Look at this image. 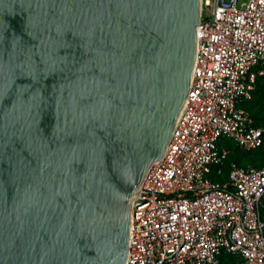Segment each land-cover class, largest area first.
Instances as JSON below:
<instances>
[{
	"label": "water",
	"instance_id": "95a60500",
	"mask_svg": "<svg viewBox=\"0 0 264 264\" xmlns=\"http://www.w3.org/2000/svg\"><path fill=\"white\" fill-rule=\"evenodd\" d=\"M199 18L200 0H0V264H126Z\"/></svg>",
	"mask_w": 264,
	"mask_h": 264
},
{
	"label": "built area",
	"instance_id": "2783aa9c",
	"mask_svg": "<svg viewBox=\"0 0 264 264\" xmlns=\"http://www.w3.org/2000/svg\"><path fill=\"white\" fill-rule=\"evenodd\" d=\"M264 76V0H200L188 94L163 156L132 202L126 264H222V254L264 264V165L232 161L264 142V126L237 106Z\"/></svg>",
	"mask_w": 264,
	"mask_h": 264
},
{
	"label": "trees",
	"instance_id": "16d2710c",
	"mask_svg": "<svg viewBox=\"0 0 264 264\" xmlns=\"http://www.w3.org/2000/svg\"><path fill=\"white\" fill-rule=\"evenodd\" d=\"M249 106L247 107L248 111L251 113L255 124L258 126H264V76H259L257 79L256 88L253 92L251 99H247ZM249 157L250 163L254 166H263L264 165V142L263 144L252 150L245 153H241L239 147H236L232 153L228 155L227 164L222 176V181L228 178V167L232 161L238 163H244V157ZM250 163H247L250 164ZM222 264H244L243 260L234 254L223 253Z\"/></svg>",
	"mask_w": 264,
	"mask_h": 264
},
{
	"label": "rangeland",
	"instance_id": "374dc122",
	"mask_svg": "<svg viewBox=\"0 0 264 264\" xmlns=\"http://www.w3.org/2000/svg\"><path fill=\"white\" fill-rule=\"evenodd\" d=\"M237 106L245 108L246 110H248L247 107L249 106V102H247V99H244L243 101L238 102ZM221 144L229 150V154L232 153L236 147H238L236 145V143L233 141V139H231V138L221 139ZM240 151H241V149H240ZM245 152H248V151H241V153H245ZM243 162L244 163H241L242 165H247V163H250L249 157L248 156L244 157ZM223 174L222 175H215L214 172H212L211 174H209V178L211 180H214V181H222L221 178H222ZM262 216L264 219V208H262Z\"/></svg>",
	"mask_w": 264,
	"mask_h": 264
}]
</instances>
